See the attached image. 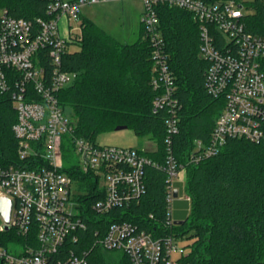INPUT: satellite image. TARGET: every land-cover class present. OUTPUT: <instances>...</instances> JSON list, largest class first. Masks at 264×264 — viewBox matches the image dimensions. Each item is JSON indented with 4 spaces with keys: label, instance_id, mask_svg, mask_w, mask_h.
<instances>
[{
    "label": "built area",
    "instance_id": "1",
    "mask_svg": "<svg viewBox=\"0 0 264 264\" xmlns=\"http://www.w3.org/2000/svg\"><path fill=\"white\" fill-rule=\"evenodd\" d=\"M45 1L51 16L36 18L34 22L0 9V91L12 87L11 100L17 116L12 130L17 139L18 157L24 161L0 166V197L11 201L7 224L0 215V232L13 228L26 236L35 229L37 241L35 245L18 244L14 250L0 244V261L88 264V250L76 251L70 247V242H78L76 233L85 229L86 220L81 202L76 199L83 190L64 164L65 135L72 131L73 118L58 102L57 92L76 76L75 72L63 70L61 61L69 46L80 39V5L101 0ZM142 1L140 23L151 47V84L157 91L152 110L166 107L168 113L164 163L152 161L145 150L136 147L101 145L83 138H73L70 144L78 159L75 166L92 176L96 193L102 195L91 204L92 210L100 215L143 194L147 165L165 171L166 224L170 227L175 224L173 202L184 193L185 168L172 154V136L178 131L176 85L168 66L156 6L167 3L192 14L198 25V55L208 62L205 89L224 100L208 143L195 140L197 152L190 156L191 161L216 154L228 138L253 142L262 138L264 34L245 27L244 18L250 13L252 0ZM63 17L69 21L68 36L59 31ZM70 21L78 22L79 31L73 35ZM43 59L51 63L49 72ZM185 199L189 200L186 194ZM183 239L173 231L153 236L134 224L112 222L92 246L121 251L131 264H184L182 259L189 249L181 243Z\"/></svg>",
    "mask_w": 264,
    "mask_h": 264
},
{
    "label": "trees",
    "instance_id": "2",
    "mask_svg": "<svg viewBox=\"0 0 264 264\" xmlns=\"http://www.w3.org/2000/svg\"><path fill=\"white\" fill-rule=\"evenodd\" d=\"M250 7L253 12L244 18L246 29L264 34V0H252ZM0 9L32 22L51 16L45 0H0ZM156 11L176 85L178 131L172 136V154L185 168L183 191L189 197L187 203L178 204L185 210L173 212L174 220L181 223L166 224L165 171L147 165L143 194L100 215L91 208L102 196L96 193V181L73 164L65 169L83 190L76 199L81 202L86 227L76 233L79 240L70 242V247L88 250V264H131L121 251L116 256L115 250L92 246L110 223L128 222L153 236L173 231L185 238L191 232L193 242L187 246L184 264H264V121L259 141L228 138L216 154L197 162L190 160L197 152L195 140L208 143L224 100L205 89L208 62L198 55V25L192 14L167 3L158 4ZM79 25L80 39L72 43L76 47L69 48L61 61V68L76 76L57 92L58 102L73 118L63 156L73 138L96 141L99 134L125 125L138 137L149 136L155 148L145 155L164 163L168 113L166 107L152 110L157 91L151 84V47L142 27L135 41L122 43L87 17L80 15ZM43 63L49 72L51 63L48 59ZM261 69L264 73V58ZM11 92L12 87L0 91V166L24 162L18 157L12 130L17 116ZM36 242L35 229L26 236L13 228L0 232V244L12 250L18 244Z\"/></svg>",
    "mask_w": 264,
    "mask_h": 264
},
{
    "label": "rangeland",
    "instance_id": "3",
    "mask_svg": "<svg viewBox=\"0 0 264 264\" xmlns=\"http://www.w3.org/2000/svg\"><path fill=\"white\" fill-rule=\"evenodd\" d=\"M143 10L144 2L142 0H101L94 3H83L80 5L81 16H87L91 20L95 22L97 21V23L106 25L112 34L114 33L121 40L125 39L128 43L133 42L138 37L139 22H141ZM243 10H246V8H243ZM251 12L253 11L250 7V13ZM62 23L63 22L60 23L59 31L64 34ZM70 23L72 25L71 34L73 35L79 31L78 22L70 21ZM75 47V45L69 46L71 49ZM96 142L101 145L136 147L145 151L155 148V142L149 136L138 137L129 128L101 133L97 136ZM66 147H68V145L64 148ZM64 154L65 167L78 163L77 156L71 147H69ZM75 185L76 184L73 186ZM179 196L180 198L175 199L173 202V212L174 210H185V208L178 206L181 201L187 203L185 194L181 192ZM1 221L2 218L0 216V223ZM190 233L191 232L186 234V237L181 242L186 247L193 242V239L189 238ZM114 254L117 256L118 252H114Z\"/></svg>",
    "mask_w": 264,
    "mask_h": 264
},
{
    "label": "water",
    "instance_id": "4",
    "mask_svg": "<svg viewBox=\"0 0 264 264\" xmlns=\"http://www.w3.org/2000/svg\"><path fill=\"white\" fill-rule=\"evenodd\" d=\"M125 125H118L114 128V130H121L125 129ZM174 196H176V190H174ZM10 211H11V201L8 198L0 197V215L3 217L5 223L7 224L9 222L10 217ZM175 223H181L180 221H174ZM8 226L5 225V229H7Z\"/></svg>",
    "mask_w": 264,
    "mask_h": 264
},
{
    "label": "crops",
    "instance_id": "5",
    "mask_svg": "<svg viewBox=\"0 0 264 264\" xmlns=\"http://www.w3.org/2000/svg\"><path fill=\"white\" fill-rule=\"evenodd\" d=\"M81 15V14H80ZM84 17H87V16H84ZM88 18V17H87ZM90 19V18H89ZM93 21V20H92ZM61 22H63L62 23V25H63V32H64V34H62L63 36H68L69 35V21L66 19V18H61L60 19V21H59V29H60V23ZM95 22V21H94ZM96 24H98L100 27H102L108 34H110L111 36H113L115 39H117L118 41H120V42H122V43H128V42H126V40L124 39V40H121V39H119L114 33V35L111 33V31H109V29H108V27H106V25H104V24H102V23H97V21L95 22ZM140 28H141V23L139 22V29H138V31L140 32ZM139 32H138V36H139ZM138 38V37H137ZM136 38V39H137ZM135 39V40H136ZM134 40V41H135Z\"/></svg>",
    "mask_w": 264,
    "mask_h": 264
}]
</instances>
